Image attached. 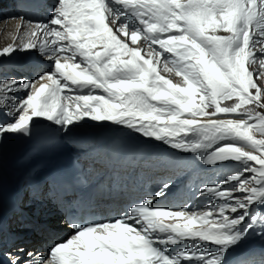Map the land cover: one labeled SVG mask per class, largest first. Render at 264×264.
<instances>
[{
	"label": "snow or ice",
	"instance_id": "6c2138e0",
	"mask_svg": "<svg viewBox=\"0 0 264 264\" xmlns=\"http://www.w3.org/2000/svg\"><path fill=\"white\" fill-rule=\"evenodd\" d=\"M19 20L0 57L36 65L31 79L0 65V142L38 118L111 122L224 171L198 186L199 210L158 203L169 178L115 216L73 220L46 252L5 251L0 234V264H229L264 235V0H53L47 21Z\"/></svg>",
	"mask_w": 264,
	"mask_h": 264
},
{
	"label": "bare ground",
	"instance_id": "6f19581e",
	"mask_svg": "<svg viewBox=\"0 0 264 264\" xmlns=\"http://www.w3.org/2000/svg\"><path fill=\"white\" fill-rule=\"evenodd\" d=\"M48 3H49L48 6L51 5V2ZM2 8L6 9V11L3 14H7L9 16L18 15V19H12L9 21L10 23L7 24L8 26L6 31L10 30L11 26L15 25L16 27V24L20 25L21 21L19 20V17H24L25 20L47 21L44 18H47L49 16L48 8H46L45 11L42 12V15L39 18H36L34 15L31 16L28 15L21 8H19V4L17 0H0V9ZM1 15L2 13H0V16ZM5 24L6 23L4 22L0 23V28H2L3 25ZM23 32L24 30L18 31L19 34H22ZM141 44H143V41H141ZM140 46L142 47L143 45ZM19 55H20L19 53H15L10 58L0 57V64L2 62V63H6L9 66V67L2 66L4 75L21 73L23 75L28 76L29 78H33L34 76L33 69L36 63L32 65L28 64L25 61L24 55L23 56H19ZM10 62L15 66L17 65L18 67L11 66V64H9ZM20 64L24 66H21ZM172 77L174 78L173 80L175 82L179 80V78L176 77L175 75H172ZM2 119H6V118H2ZM44 121L47 120L46 119L44 120V118H38L34 120V123H39ZM81 123H82V127L77 125L76 127H72L69 132H65L61 128L62 136L65 138L68 137L74 141L77 140V138L79 139L80 138L79 132L81 128H82V133H84L87 130H90V123L88 121H84ZM84 126H88V127H84ZM8 136L14 137L19 135H8ZM15 150L16 148L11 147L7 140H3L2 142H0V207L5 206V204L2 202L4 195H8L14 198L16 197V193H17V195L20 198L21 212L19 211L20 213H14L11 216V224L13 227L14 226L17 227V225H22V226L13 228V230L17 232V237L16 238L10 237L9 240L10 243L12 244L13 249L15 248L16 245H21L27 247L28 250L33 251V247L30 248L31 246L30 244L25 245L23 243H25L29 238V234L33 230L34 224L37 221H44L46 217L51 215V213L52 214L55 213V216L52 218L53 220H55L57 216L56 213L58 210H57V206H55V197H53V194H50V192H52V189H50L49 193H46V190L49 189L43 191H34L33 189H31L32 177L30 173L29 174L27 173L30 159L22 158L21 160H19L18 157L19 155L23 154V152L16 153ZM16 202L18 204L17 199ZM38 213H42V216H38L37 215ZM34 235L31 236L30 238H35ZM21 236L22 237L24 236L25 238L24 241L20 239Z\"/></svg>",
	"mask_w": 264,
	"mask_h": 264
},
{
	"label": "rangeland",
	"instance_id": "374dc122",
	"mask_svg": "<svg viewBox=\"0 0 264 264\" xmlns=\"http://www.w3.org/2000/svg\"><path fill=\"white\" fill-rule=\"evenodd\" d=\"M5 21L7 22L8 19L7 18H5V19L4 18H0V23L5 22ZM7 23L5 25H3L2 28H0V45H3V46H0V47H4V46H7L10 43H13L15 41L14 39H16L17 35H19L18 32L16 33V31L14 29H13V31H11V29L8 30V31H6L7 30V26H8ZM12 36H14V37H12ZM5 43H6V45H5ZM16 53H19L20 54L22 52H16ZM20 95H24V94L21 93ZM257 111L264 112V109H259L258 108Z\"/></svg>",
	"mask_w": 264,
	"mask_h": 264
}]
</instances>
